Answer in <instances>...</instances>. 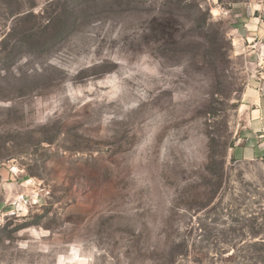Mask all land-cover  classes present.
I'll return each instance as SVG.
<instances>
[{
  "label": "rangeland",
  "instance_id": "rangeland-1",
  "mask_svg": "<svg viewBox=\"0 0 264 264\" xmlns=\"http://www.w3.org/2000/svg\"><path fill=\"white\" fill-rule=\"evenodd\" d=\"M239 2L0 0V264H264Z\"/></svg>",
  "mask_w": 264,
  "mask_h": 264
},
{
  "label": "crops",
  "instance_id": "crops-1",
  "mask_svg": "<svg viewBox=\"0 0 264 264\" xmlns=\"http://www.w3.org/2000/svg\"><path fill=\"white\" fill-rule=\"evenodd\" d=\"M236 6H241L238 21L241 23L243 50L256 61L257 56L264 52V0H246ZM254 65L242 99L245 127L240 146L234 150L240 160L264 157V69H259L257 62ZM4 176V171H0V196L4 186L2 184L5 183ZM4 204L0 198V208Z\"/></svg>",
  "mask_w": 264,
  "mask_h": 264
},
{
  "label": "built area",
  "instance_id": "built-area-1",
  "mask_svg": "<svg viewBox=\"0 0 264 264\" xmlns=\"http://www.w3.org/2000/svg\"><path fill=\"white\" fill-rule=\"evenodd\" d=\"M259 69H264V52H261L256 59Z\"/></svg>",
  "mask_w": 264,
  "mask_h": 264
}]
</instances>
